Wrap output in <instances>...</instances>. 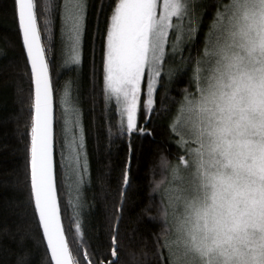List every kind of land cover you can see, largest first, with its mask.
<instances>
[{"label":"snow or ice","instance_id":"obj_1","mask_svg":"<svg viewBox=\"0 0 264 264\" xmlns=\"http://www.w3.org/2000/svg\"><path fill=\"white\" fill-rule=\"evenodd\" d=\"M207 7L201 0H99L100 62L94 54L92 112L102 97L107 138L126 136L131 155L133 138L152 136L158 119L171 111L165 100L173 78L191 71L194 88L183 90L168 125L169 139L183 154L173 163L161 153L159 165L171 176L169 186L154 209L151 202L142 209L160 224L153 233L151 264H264V0H216L203 50L197 45L193 56L191 42ZM88 9V0H13L30 67L25 70L30 80L25 181L46 242L43 264H121L119 221L129 163L108 243L101 250L83 235L92 126L83 123L86 101L78 73ZM53 11L59 18V47L53 40ZM53 69L58 75L60 69L77 75L54 84ZM65 183L69 200L64 211L72 209L67 231L60 204ZM162 183L154 182L152 191ZM144 257L135 264H148V254ZM15 264H26V257L18 255Z\"/></svg>","mask_w":264,"mask_h":264},{"label":"trees","instance_id":"obj_2","mask_svg":"<svg viewBox=\"0 0 264 264\" xmlns=\"http://www.w3.org/2000/svg\"><path fill=\"white\" fill-rule=\"evenodd\" d=\"M201 2L208 7L199 25L198 35L191 42L193 56L197 54V45L203 50L205 33L215 11L216 0H201ZM88 3V28L83 45L84 59L78 73L86 101L82 105L83 123L86 128L92 126L91 134L87 139L91 182L83 189V198L86 202L81 216L84 224L83 235L87 242L93 247H101V250L102 246L108 243L115 205L119 200L123 170L125 164L129 163L130 183L127 186V199L119 221L120 260L121 264H135L137 259L143 262L144 253H147L148 264H151L153 233L159 230L160 224L149 219L142 209L150 202L154 209L170 181L169 173L159 165L161 153L173 163L176 162L178 155L183 154L176 151V144L169 139L168 125L176 115L179 101L184 95L183 90L188 89L191 92L194 88V84L189 82L192 73L191 71H188L187 75L177 73L173 78L165 100L171 111L158 119L152 136L133 138V149L129 155L126 136L123 138L114 136L111 141L107 138V133L101 125L102 97L95 113L92 112L94 54L96 63L100 62L99 33L95 32L97 27L95 6L99 0H88ZM52 16L53 40L59 47V18L55 11ZM100 23L103 24V16L100 17ZM40 27L43 29L42 20ZM188 48L189 44L186 43L185 55H188ZM26 67H28L26 54L13 17V0H0V264H15L18 255L26 257V264H43L46 255V243L42 242V232L37 227L32 208L28 203L29 193L25 181L28 143L26 125L29 117L30 87L29 76L25 75ZM28 70L30 71V67ZM74 75L77 73H69L64 69H60L59 75L55 69L52 72L54 84H62ZM57 111L59 113L60 110ZM56 161L59 165V149L56 151ZM57 179L59 187L60 177L58 176ZM156 181L163 183L159 191L153 192L151 186ZM68 183H65L60 191L61 211L66 231L69 225L68 217L72 214L71 208L67 213L64 211L69 200ZM67 239L72 254L76 257L77 246L72 240V235L69 234ZM108 259L111 261L113 258L109 256Z\"/></svg>","mask_w":264,"mask_h":264},{"label":"rangeland","instance_id":"obj_3","mask_svg":"<svg viewBox=\"0 0 264 264\" xmlns=\"http://www.w3.org/2000/svg\"><path fill=\"white\" fill-rule=\"evenodd\" d=\"M160 2H162V0H160ZM166 47H169V45L168 44H166ZM170 62L171 63H173V64H175V62L174 61H171V58H170ZM193 147H195V145H193ZM170 180H171V178H170ZM169 186V184H167V186L166 187H168ZM166 187H165V189H166ZM164 189V190H165Z\"/></svg>","mask_w":264,"mask_h":264},{"label":"water","instance_id":"obj_4","mask_svg":"<svg viewBox=\"0 0 264 264\" xmlns=\"http://www.w3.org/2000/svg\"><path fill=\"white\" fill-rule=\"evenodd\" d=\"M55 158H56V156H55ZM46 243V242H45Z\"/></svg>","mask_w":264,"mask_h":264}]
</instances>
